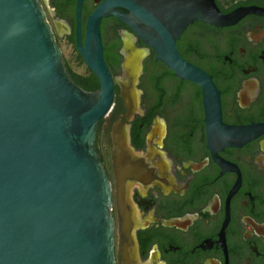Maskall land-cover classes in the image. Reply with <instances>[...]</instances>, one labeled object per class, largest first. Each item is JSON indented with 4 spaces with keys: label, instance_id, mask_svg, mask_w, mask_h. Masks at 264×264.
<instances>
[{
    "label": "flooded vegetation",
    "instance_id": "obj_1",
    "mask_svg": "<svg viewBox=\"0 0 264 264\" xmlns=\"http://www.w3.org/2000/svg\"><path fill=\"white\" fill-rule=\"evenodd\" d=\"M40 1L66 68L99 83L78 48V0ZM105 1L83 2V46ZM215 1L224 15L250 12L231 26L196 21L177 47L212 78L223 124L260 127L241 146H220L218 127L209 130L201 87L176 77L116 17L101 20L115 93L96 148L112 187L116 264H264V0Z\"/></svg>",
    "mask_w": 264,
    "mask_h": 264
},
{
    "label": "water",
    "instance_id": "obj_2",
    "mask_svg": "<svg viewBox=\"0 0 264 264\" xmlns=\"http://www.w3.org/2000/svg\"><path fill=\"white\" fill-rule=\"evenodd\" d=\"M83 2L78 48L99 81L96 91L69 74L40 0H0V264H116L112 187L96 148L115 93L103 56V18L126 24L176 77L201 87L220 146H241L260 129L223 124L212 78L177 47L196 21L231 26L250 11L224 15L215 0H106L88 18L83 46ZM137 80L125 83L126 99Z\"/></svg>",
    "mask_w": 264,
    "mask_h": 264
},
{
    "label": "trees",
    "instance_id": "obj_3",
    "mask_svg": "<svg viewBox=\"0 0 264 264\" xmlns=\"http://www.w3.org/2000/svg\"><path fill=\"white\" fill-rule=\"evenodd\" d=\"M69 74L71 75V77L73 78V80L80 86L82 87L83 89L87 90V91H96V89H98L100 87L99 83L96 82L95 83H84L83 81H80L78 79V75H76L75 73H73L71 70H69V68H67Z\"/></svg>",
    "mask_w": 264,
    "mask_h": 264
},
{
    "label": "bare ground",
    "instance_id": "obj_4",
    "mask_svg": "<svg viewBox=\"0 0 264 264\" xmlns=\"http://www.w3.org/2000/svg\"><path fill=\"white\" fill-rule=\"evenodd\" d=\"M133 61V60H132ZM136 64V63H135ZM132 65V64H131ZM129 68V67H128ZM131 68V67H130ZM134 69V68H133ZM136 70H137V68H136ZM134 71V70H133ZM127 84V83H126Z\"/></svg>",
    "mask_w": 264,
    "mask_h": 264
}]
</instances>
